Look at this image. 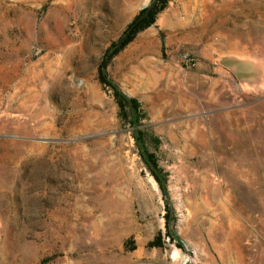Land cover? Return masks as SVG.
Returning <instances> with one entry per match:
<instances>
[{"label": "rangeland", "instance_id": "374dc122", "mask_svg": "<svg viewBox=\"0 0 264 264\" xmlns=\"http://www.w3.org/2000/svg\"><path fill=\"white\" fill-rule=\"evenodd\" d=\"M151 1L0 0V264H264V0Z\"/></svg>", "mask_w": 264, "mask_h": 264}, {"label": "trees", "instance_id": "16d2710c", "mask_svg": "<svg viewBox=\"0 0 264 264\" xmlns=\"http://www.w3.org/2000/svg\"><path fill=\"white\" fill-rule=\"evenodd\" d=\"M162 0H158V3L159 2H161ZM158 3H157V5H158ZM157 5L155 6V8L150 12V14L144 19V20H142L137 26H136V28L132 31V33L127 37V39L119 46V47H121V46H124V45H126L130 40H131V38L133 37V35L136 33V32H138V31H140L142 28H146L147 26H149L152 22H153V18H154V16H155V9H156V7H157ZM144 11H142V13H143ZM141 13V14H142ZM140 14V15H141ZM139 15V16H140ZM139 16L134 20V22L139 18ZM133 22V23H134ZM132 23V24H133ZM131 24V25H132ZM131 25H130V27H131ZM129 27V28H130ZM126 33V32H125ZM115 48H118V47H115ZM102 80H103V82L104 83H107V79H106V77L104 76V72L102 71ZM115 97H116V100H117V102L119 103V106L122 108V109H125V108H127V107H129L130 105L129 104H133V105H135V106H137V104H136V102L135 101H133V100H128V99H126V98H123L122 97V95H120V93H118L116 90H115Z\"/></svg>", "mask_w": 264, "mask_h": 264}, {"label": "water", "instance_id": "95a60500", "mask_svg": "<svg viewBox=\"0 0 264 264\" xmlns=\"http://www.w3.org/2000/svg\"><path fill=\"white\" fill-rule=\"evenodd\" d=\"M157 3L158 0H152L151 3L144 8V12L139 16V18L131 25V27L121 37V39L116 44V46L121 45L127 39V37L132 33V31L136 28V26L150 14V12L155 8Z\"/></svg>", "mask_w": 264, "mask_h": 264}, {"label": "bare ground", "instance_id": "6f19581e", "mask_svg": "<svg viewBox=\"0 0 264 264\" xmlns=\"http://www.w3.org/2000/svg\"><path fill=\"white\" fill-rule=\"evenodd\" d=\"M176 258V257H175ZM175 261H176V259H175Z\"/></svg>", "mask_w": 264, "mask_h": 264}]
</instances>
